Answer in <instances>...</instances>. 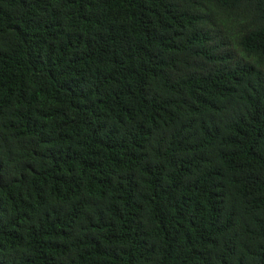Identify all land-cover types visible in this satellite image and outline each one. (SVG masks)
Masks as SVG:
<instances>
[{
    "label": "trees",
    "instance_id": "obj_1",
    "mask_svg": "<svg viewBox=\"0 0 264 264\" xmlns=\"http://www.w3.org/2000/svg\"><path fill=\"white\" fill-rule=\"evenodd\" d=\"M0 264H264V0H0Z\"/></svg>",
    "mask_w": 264,
    "mask_h": 264
},
{
    "label": "rangeland",
    "instance_id": "obj_2",
    "mask_svg": "<svg viewBox=\"0 0 264 264\" xmlns=\"http://www.w3.org/2000/svg\"><path fill=\"white\" fill-rule=\"evenodd\" d=\"M240 24V21L234 20L220 24V28L224 31L226 38L229 39L234 46L236 45L237 33Z\"/></svg>",
    "mask_w": 264,
    "mask_h": 264
}]
</instances>
